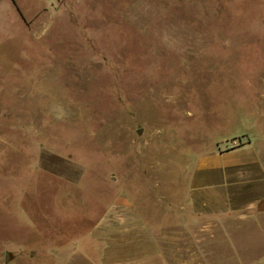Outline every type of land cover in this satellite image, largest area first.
Returning <instances> with one entry per match:
<instances>
[{
  "label": "rangeland",
  "instance_id": "rangeland-1",
  "mask_svg": "<svg viewBox=\"0 0 264 264\" xmlns=\"http://www.w3.org/2000/svg\"><path fill=\"white\" fill-rule=\"evenodd\" d=\"M0 264H264V0H0Z\"/></svg>",
  "mask_w": 264,
  "mask_h": 264
},
{
  "label": "crops",
  "instance_id": "crops-1",
  "mask_svg": "<svg viewBox=\"0 0 264 264\" xmlns=\"http://www.w3.org/2000/svg\"><path fill=\"white\" fill-rule=\"evenodd\" d=\"M238 156L239 157L235 159L232 163L228 162L224 164H222L221 162L217 163L213 158L204 159L202 160V167L216 172H220L222 174L221 182H225V180L228 179L230 172L233 171L234 168H239L248 164H254L258 161V156L256 153H254V151L245 154H240Z\"/></svg>",
  "mask_w": 264,
  "mask_h": 264
}]
</instances>
